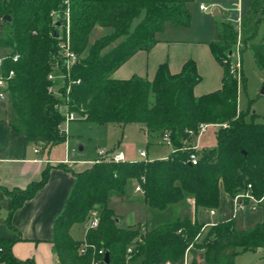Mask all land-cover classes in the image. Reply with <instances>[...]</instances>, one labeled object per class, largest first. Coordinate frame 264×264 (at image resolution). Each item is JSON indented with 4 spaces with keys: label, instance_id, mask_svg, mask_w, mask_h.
<instances>
[{
    "label": "trees",
    "instance_id": "1",
    "mask_svg": "<svg viewBox=\"0 0 264 264\" xmlns=\"http://www.w3.org/2000/svg\"><path fill=\"white\" fill-rule=\"evenodd\" d=\"M191 1L69 0L68 44L77 59L69 69L74 82L69 85L67 111L74 113V120L95 125L135 124L146 145L166 135L171 150L165 158L152 160L100 158L72 174L71 188L52 223L51 248L59 264H104L98 250L107 252L108 264H182L183 251L190 243L191 264L201 263L194 257L204 264H232L239 252L264 249V223L235 230L230 219L206 226L200 233L202 224L188 213L174 214L177 206L188 207L185 199L192 200L194 211L216 209L220 188L233 197L249 184L256 199L264 196V121H255V114L237 108L238 88L245 87V78L240 65L238 76L232 72L228 55L241 34L238 60L245 50L250 52L264 87V39L257 36L264 20V0H249L239 24L229 18L216 22V39L207 46L222 68L219 89L193 95L200 77L191 59L177 73L159 64L150 80L136 75L111 77L133 53L148 50L166 22L187 27L186 5ZM62 10L60 0H0V46L8 50L0 73H14L5 88L7 120L16 134L41 149L65 140L59 132L63 116L46 92V75L57 55L55 24H62L50 13ZM93 27L110 31L89 41ZM14 54L18 55L15 61ZM201 124L214 128L215 144L199 151L191 143ZM191 153L197 156L195 164L188 161ZM47 176L45 168L39 180L23 189L0 186L11 200L10 227L11 214L32 198ZM131 180L139 185L148 212L150 228L142 233L119 227L108 207L110 200L127 199ZM91 212L96 213V226L86 230L82 242L72 239L70 226L89 218ZM197 233L200 237L194 240ZM82 243L86 244L83 255L78 253ZM10 245L0 241L3 264H34L32 259L14 257Z\"/></svg>",
    "mask_w": 264,
    "mask_h": 264
},
{
    "label": "crops",
    "instance_id": "2",
    "mask_svg": "<svg viewBox=\"0 0 264 264\" xmlns=\"http://www.w3.org/2000/svg\"><path fill=\"white\" fill-rule=\"evenodd\" d=\"M248 1L245 0L246 6L242 8L243 0H193L186 5V9L189 16L192 13L195 15L194 18L203 17L205 16L203 13H206V10L200 11L198 7L203 4L207 9H211L212 14L219 15L220 20L228 19L230 13H234L235 17L238 15L239 19L240 13L242 12L243 14L246 10ZM193 5L197 7H193ZM165 31H168V34H165ZM184 31L185 27H176L166 22L163 25V29L155 35L157 41L148 50H138L133 53L111 73V77L114 79H127L132 75H136L150 80L159 64L165 63L170 73H177L182 64L186 60L191 59L194 61L196 72L200 77V80L192 89L193 95L200 96L219 89L222 68L213 59L207 46L208 42L216 39V35L214 39H212L213 35L211 34L204 39L199 37L196 40H189ZM257 33L259 35V31ZM1 56L3 54L0 53ZM89 124L94 126L104 125ZM136 127L139 129L137 125ZM201 136L202 134L198 140ZM66 139L69 141L67 135L63 143H66ZM198 140L197 148H199ZM150 143L161 144L155 138L151 139ZM53 146L41 149L30 144L23 135L16 134L7 120V105L4 102H0V186L8 190L23 189L29 183L39 180L42 170L48 168L45 184L34 193L30 200L26 201L11 214L9 219L11 227L8 225L11 200L0 189V241L11 242L10 251L14 257L20 260L32 259L34 264H59L51 248L53 220L61 211L71 188L73 183L72 174L88 168L98 158L96 153V157L92 160L81 159L78 157L79 154L73 153L71 147L69 151V145L66 147V144L62 155H60L53 150ZM34 148L37 150L36 152L33 151ZM77 150L81 152L83 146H78ZM114 150H117V148ZM169 152L148 158L147 150H144L147 160L165 158ZM141 159L139 156L138 159L127 161ZM130 184L131 189L128 190L125 201H109L108 207L111 210H113L110 207L112 202L123 204L130 198L129 192H134L135 181L131 180L129 186ZM139 200L142 202L141 196H139ZM263 200L264 197L256 206L261 204ZM185 202L191 211V217L200 223L207 221V223L215 224L230 220L233 217L232 197L227 195L221 188L219 189L218 206L213 210L212 215L205 209L194 211L187 199H185ZM224 205L230 208L231 214L229 216L224 213ZM136 218L137 216L133 214H129V216L116 215L119 227L141 228L142 226L138 225ZM147 223L148 216L146 218ZM88 228L89 219L87 218L82 222L73 223L69 228V235L72 239L82 242ZM253 253L264 254V249L258 248Z\"/></svg>",
    "mask_w": 264,
    "mask_h": 264
},
{
    "label": "rangeland",
    "instance_id": "3",
    "mask_svg": "<svg viewBox=\"0 0 264 264\" xmlns=\"http://www.w3.org/2000/svg\"><path fill=\"white\" fill-rule=\"evenodd\" d=\"M245 3V0H243L241 6L242 8H245ZM193 7L197 6L193 5ZM203 14L205 15L203 17L200 16L194 18L195 15L192 13L189 16V24L185 27L184 31L189 40H196L199 37L204 39L205 37H209L211 34L213 35L212 39H214L216 35L215 24L220 21V17L217 14H212L211 9H207L206 13ZM240 15H242V12ZM236 23L239 24L238 15L236 16ZM57 30L59 32L62 31L61 27H57ZM109 31L110 30L108 28L93 27L89 34V41H92L94 38L106 34ZM258 31L259 35H264V20L259 24ZM165 32V34H168V31ZM259 35L257 33V36ZM241 38L240 34V36H238V43L231 48L234 53H236L235 51H237L241 46ZM7 51L8 50L6 48L0 46L1 54L5 55ZM234 53H232L230 57V63L233 65H240L241 72L245 78V87L238 88L237 106L241 111H248L249 114L254 113L256 116L255 121H264V87H262L263 76L255 69L251 54L248 50H245L242 53L240 60H238L236 54ZM0 102L6 103V94L3 99H0ZM249 114L247 115V119ZM140 131L141 130L137 129L135 124L116 126L107 123L102 126H94L84 121L73 120L66 124V135L69 138V141L66 139V143L62 142L55 144L53 146V150L62 155L64 145L66 144V147L69 145V151L71 147L73 153L77 155L79 154L78 157L84 160H92L96 157V150L100 148L107 150L117 148V150L123 153L125 160L138 159L139 156L137 152L141 149L147 150L148 158L157 157L170 151V148L164 144L149 143L146 145L145 138ZM213 131V127H207L204 133H202V136L198 140L199 151L202 150L200 148L212 147L215 144ZM81 145L83 146V150L78 152L77 148ZM130 189L131 184L128 190ZM129 193L130 198L125 203L122 204L112 202L110 204V207L113 209L112 212L115 216H129V214L137 216L136 219L138 221V225H141L142 229L138 227H136V229L139 233L145 232L150 228V225H148V223L146 224V218L148 216L147 209L139 200V196H141V194L139 192L132 193L131 191ZM224 209V213L229 216L231 214L230 208H227V206L224 205ZM94 211H96V209H94ZM182 212H186L191 216L189 207L180 208L177 206L174 210L175 215ZM90 216L91 213H89V221ZM231 220L235 230H244L252 227L256 223H264V200L261 204L255 206V209L251 210L246 207L243 210L237 211L233 214ZM201 224L205 225L209 223L206 221ZM205 230L206 227L204 231ZM203 251L204 249L201 252ZM184 252L185 249L183 254ZM191 258L192 257L190 256V264ZM194 261L204 264L199 257H194ZM232 264H264V254L253 253V251L239 252L233 257Z\"/></svg>",
    "mask_w": 264,
    "mask_h": 264
},
{
    "label": "built area",
    "instance_id": "4",
    "mask_svg": "<svg viewBox=\"0 0 264 264\" xmlns=\"http://www.w3.org/2000/svg\"><path fill=\"white\" fill-rule=\"evenodd\" d=\"M68 3L69 0H61V6L63 7V10L61 12H57V11H53L50 13V16L52 19H55L56 16L59 17V20L61 21V25H58L56 27H63V31H60L57 33V35H59V39H58V43H57V55L55 60L52 62V65L50 66V70L46 75V80L48 82L47 86H46V92L54 99L56 100L55 103V108L62 114L63 116V123L62 126L59 129V132L64 134V136H66V124L69 121H73L75 119V115L73 112L67 111V95L69 92V85L71 83H73L74 81H72L69 78V69L70 67L75 63L77 56L76 54L69 48V44H68V31H67V21H68ZM199 10L200 11H205L207 10V7L204 6L203 4H200L199 6ZM238 43V38L235 44ZM234 44V45H235ZM236 53H234V51H231L230 53V57L232 55V53L236 54L237 58H238V50L235 51ZM5 59V55L0 57V67L1 64L3 62V60ZM18 59V55L14 54L12 56V60H17ZM231 64V63H230ZM232 67V72L238 76V64H231ZM14 75L13 71L10 70L8 72L7 75H1L0 73V99H3L6 92H5V88L7 85V81ZM77 82V81H75ZM207 128V125L205 124H201L198 127V131H197V135L194 139V141L191 143V148L194 150H197V140L199 138V136L204 133L205 129ZM159 142L161 144H164L166 146H168L169 148H171V144L170 141L168 139V137L166 135H163L160 139ZM34 152H36L37 150L34 148L33 149ZM97 160L102 158L105 159L107 161H111V162H122L124 161V157L121 151L118 150H106L103 148L97 149ZM138 156H140L142 159L141 160H147L145 158V153L144 150H139L137 152ZM197 159V156L194 153L189 154L188 157V161L191 164H195ZM95 160V161H97ZM133 191L134 192H141V189L139 187L138 184H135V186L133 187ZM264 196H262L259 199H256L250 192V185L247 184L246 188L235 194L232 197V213H236L237 211L243 210L246 207L248 209H254L255 206L257 205V203L263 198ZM187 202L192 206V200L187 199ZM208 213L210 215L213 214V210H208ZM97 224V220H96V213L95 212H91V216H90V221H89V228H94ZM212 224H205L202 225L200 227L199 232H203L206 226H209ZM142 229V227L140 228ZM200 233H197L194 237V240L196 238L200 237ZM207 242V241H206ZM86 249V244L82 243L78 249V253L83 255ZM190 249H193L192 247V243L188 244V246L185 249V252L183 254V261L182 264H190ZM203 249H199L197 250L198 252H201ZM3 253V248L0 246V258L1 255ZM126 253H130V248L126 249ZM97 255L103 256V252L101 250H98L96 252ZM102 260V259H101ZM0 264H3V262L0 260ZM91 264H97V261H93ZM167 264V263H166ZM201 264V263H199Z\"/></svg>",
    "mask_w": 264,
    "mask_h": 264
},
{
    "label": "water",
    "instance_id": "5",
    "mask_svg": "<svg viewBox=\"0 0 264 264\" xmlns=\"http://www.w3.org/2000/svg\"><path fill=\"white\" fill-rule=\"evenodd\" d=\"M8 18H4V20H7ZM229 19L230 20H232V21H234V20H236V17H235V14L234 13H230V15H229ZM58 25V22H56V24H55V26H57ZM57 34V33H56ZM230 51L228 52V55H230ZM241 153L242 154H244V151H241ZM115 221H116V219H115ZM216 242V240L214 239L213 240V243H215ZM102 262L104 263V264H108L109 263V259H108V254H107V252H104L103 253V256H102Z\"/></svg>",
    "mask_w": 264,
    "mask_h": 264
}]
</instances>
